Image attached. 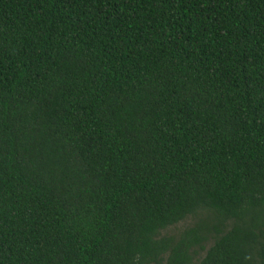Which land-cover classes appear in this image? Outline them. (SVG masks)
Listing matches in <instances>:
<instances>
[{
    "label": "trees",
    "instance_id": "1",
    "mask_svg": "<svg viewBox=\"0 0 264 264\" xmlns=\"http://www.w3.org/2000/svg\"><path fill=\"white\" fill-rule=\"evenodd\" d=\"M0 264H264V0H0Z\"/></svg>",
    "mask_w": 264,
    "mask_h": 264
}]
</instances>
